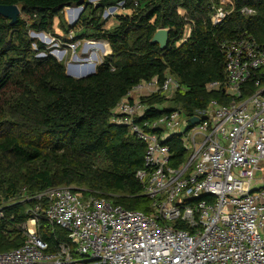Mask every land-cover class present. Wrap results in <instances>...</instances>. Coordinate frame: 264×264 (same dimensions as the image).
Segmentation results:
<instances>
[{"label": "trees", "instance_id": "1", "mask_svg": "<svg viewBox=\"0 0 264 264\" xmlns=\"http://www.w3.org/2000/svg\"><path fill=\"white\" fill-rule=\"evenodd\" d=\"M229 12L213 22L221 0H0L16 5L28 18L11 25L0 15V205L20 192L35 195L54 187H70L85 195L108 198L127 210L150 213V201L137 172L144 166L145 145L128 129L110 122L111 111L141 82L163 83L172 75L181 85L172 99L146 98L145 121L182 108L186 116L222 100V92L208 93L206 85L225 79L221 43L244 33L264 42V0H231ZM120 6L116 24L106 28L105 11ZM85 6L74 27L64 19L67 8ZM244 8L255 12L244 15ZM183 11L184 14H181ZM189 38L183 42L185 29ZM56 27L63 32L56 33ZM160 29L169 30L167 48L151 44ZM31 33L61 39L72 33V44L108 43L111 53L96 73L76 79L66 64L51 55ZM61 36V37H60ZM45 54V57H38ZM168 101L170 108L162 107ZM167 144L174 165L186 159L178 138ZM80 189V190H79ZM83 189L87 191H83ZM36 202L6 206L0 218V253L20 248L23 226ZM37 233L54 253L68 243V232L40 215Z\"/></svg>", "mask_w": 264, "mask_h": 264}, {"label": "built area", "instance_id": "2", "mask_svg": "<svg viewBox=\"0 0 264 264\" xmlns=\"http://www.w3.org/2000/svg\"><path fill=\"white\" fill-rule=\"evenodd\" d=\"M227 5L232 1L221 0L215 25L228 16ZM241 13L255 14L248 8ZM190 33L187 26L183 42ZM220 48L225 79L208 83L206 91H221L223 101L212 100L192 116L175 108L145 121L146 98L169 100L183 91L167 75L161 84L139 83L111 111L110 122L145 145L136 178L150 213L70 187L33 196L24 190L0 205L2 218L6 206L36 202L23 226L24 244L0 253V264H264V177L258 176L264 165V42L244 33ZM173 137L186 152L179 165L167 144ZM40 215L68 232V243L54 253L37 233Z\"/></svg>", "mask_w": 264, "mask_h": 264}, {"label": "rangeland", "instance_id": "3", "mask_svg": "<svg viewBox=\"0 0 264 264\" xmlns=\"http://www.w3.org/2000/svg\"><path fill=\"white\" fill-rule=\"evenodd\" d=\"M90 1L93 4H96L100 0H90ZM121 5H122V3H120L118 5V7H111L107 11H105L103 18L107 19L106 28H110L114 24H116V18H115L116 16L115 15L120 16V15H124L126 13V11H124L120 7ZM73 9H75V7L71 8L70 10L64 11V19L70 27L73 23V21H71V20H73L72 17L74 15L71 13V12H74ZM20 18H22L24 20H28V18L25 17L22 13L20 15ZM56 29H57L56 33H58L59 35L62 36L63 32L60 31L58 27H56ZM33 34H35V33H31V38H33L34 40H37V41L41 42L42 44H44L48 49H50L51 54L55 55V53H60L62 55V59H60L61 57H57V56H55V58H57V60L60 59L61 60L60 62L65 63L66 67H69V71H73V70H71V68L77 69L78 68L77 65H84L85 64L84 61L88 60L93 55H95L97 57V64H96V66H97L98 64H100L102 62V59L106 55L111 53V49H110L108 43L102 42V41H84V42H78V43L73 45L71 43L73 40V37H74V36H72V33L69 34L68 36H66L65 40H64V35L61 39H58L56 36H53V34H44L51 41V44H47L44 41L37 39V37H34ZM89 43H93L94 45L95 44H101V50H99L97 52L89 50L88 48L91 46V45H89L87 47V45ZM63 53H64V55H63ZM38 57H40V58L45 57V54H40ZM76 59H78V61H75ZM74 71H77V70H74ZM167 106L170 107L169 103ZM258 176L264 177V165L262 167V171L259 172ZM83 191H87V190L83 189Z\"/></svg>", "mask_w": 264, "mask_h": 264}, {"label": "water", "instance_id": "4", "mask_svg": "<svg viewBox=\"0 0 264 264\" xmlns=\"http://www.w3.org/2000/svg\"><path fill=\"white\" fill-rule=\"evenodd\" d=\"M85 9V6H81V7H75V10H81V12L76 15V19L73 21L71 27H74L76 25V23L78 22L79 18L81 17L83 11ZM72 11V10H71ZM0 15L3 16L4 18L10 20L11 25H15L19 22V18L21 15V10L19 9L18 6L16 5H11V6H0ZM35 36L37 35H44L43 33L41 34H33ZM168 42H169V30L168 29H160L158 30L155 35L153 36L152 40H151V44H157L159 45L160 49L162 51H164L167 46H168ZM52 56L55 57L54 54H51ZM58 61H61L60 59H58ZM67 75L72 77V78H76V79H84V78H88L92 75H94L96 73V68L95 70L90 73V74H86L84 76H74L69 72V67H67ZM192 124H198L199 120L198 119H192Z\"/></svg>", "mask_w": 264, "mask_h": 264}, {"label": "bare ground", "instance_id": "5", "mask_svg": "<svg viewBox=\"0 0 264 264\" xmlns=\"http://www.w3.org/2000/svg\"><path fill=\"white\" fill-rule=\"evenodd\" d=\"M73 10H74V12H71V13L74 14V15L72 17L73 20H71V21H74L76 19V15H78L81 12V10H77V11L75 9H73ZM34 37H37V39H40V40L44 41L47 44H51V41L45 35H37V36L34 35ZM88 46L89 45H87V47ZM90 47L88 49L89 50H92V51H95V52L101 50V44H95V45L94 44H91ZM63 55H64V53H63ZM55 56L61 57L60 59H62V55L60 53H55ZM75 61H78V59H76ZM84 62H85L84 65H77L78 66L77 69H75V68L72 69L71 68V70H73V71H69V72L72 75H74V76H84L86 74L92 73L95 70V68H96L97 57L95 55H93L88 60H85ZM74 70H77V71H74Z\"/></svg>", "mask_w": 264, "mask_h": 264}, {"label": "crops", "instance_id": "6", "mask_svg": "<svg viewBox=\"0 0 264 264\" xmlns=\"http://www.w3.org/2000/svg\"><path fill=\"white\" fill-rule=\"evenodd\" d=\"M180 13H181V14H184V12H183V11H180Z\"/></svg>", "mask_w": 264, "mask_h": 264}]
</instances>
